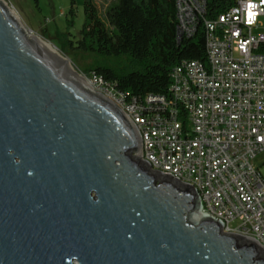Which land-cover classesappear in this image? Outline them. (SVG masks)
<instances>
[{
    "label": "water",
    "instance_id": "1",
    "mask_svg": "<svg viewBox=\"0 0 264 264\" xmlns=\"http://www.w3.org/2000/svg\"><path fill=\"white\" fill-rule=\"evenodd\" d=\"M0 0V264H264L194 188L153 171L124 111Z\"/></svg>",
    "mask_w": 264,
    "mask_h": 264
},
{
    "label": "built area",
    "instance_id": "2",
    "mask_svg": "<svg viewBox=\"0 0 264 264\" xmlns=\"http://www.w3.org/2000/svg\"><path fill=\"white\" fill-rule=\"evenodd\" d=\"M178 36L193 34L206 0H177ZM264 0H236L205 20L206 61H183L170 95L126 100L103 77L97 89L136 128L153 171L194 188L202 217L264 247ZM237 223V226H233Z\"/></svg>",
    "mask_w": 264,
    "mask_h": 264
},
{
    "label": "trees",
    "instance_id": "3",
    "mask_svg": "<svg viewBox=\"0 0 264 264\" xmlns=\"http://www.w3.org/2000/svg\"><path fill=\"white\" fill-rule=\"evenodd\" d=\"M235 1L206 0L194 33L179 39L177 0H111L104 14L96 0H84L85 22L71 46L95 55L93 75L103 77L126 100L170 95L176 65L208 59L205 20L215 19ZM70 13L75 14L74 7Z\"/></svg>",
    "mask_w": 264,
    "mask_h": 264
},
{
    "label": "rangeland",
    "instance_id": "4",
    "mask_svg": "<svg viewBox=\"0 0 264 264\" xmlns=\"http://www.w3.org/2000/svg\"><path fill=\"white\" fill-rule=\"evenodd\" d=\"M22 23L39 36L65 60L76 72L93 85L97 92L92 66L98 60L93 54L76 52L70 40H75L85 22L84 0H6ZM111 0H96L102 14ZM74 7L75 14L70 10ZM256 32L264 31V16ZM192 222H196L190 218ZM234 227L237 223L232 224Z\"/></svg>",
    "mask_w": 264,
    "mask_h": 264
},
{
    "label": "bare ground",
    "instance_id": "5",
    "mask_svg": "<svg viewBox=\"0 0 264 264\" xmlns=\"http://www.w3.org/2000/svg\"><path fill=\"white\" fill-rule=\"evenodd\" d=\"M16 15L17 13L14 12ZM18 16V15H17ZM19 17V16H18ZM20 19V18H19ZM22 22V21H21ZM23 26L26 28L27 34L30 38H32L38 45H40L44 50H46L50 55H52L54 58L59 59V60H65L56 50H54L50 45H48L44 40H42L39 36H37L36 34L32 33L31 30L27 29V27L23 24ZM68 66H69V71L70 73H72L75 77H77L82 83H84L86 86H88L90 89L95 90V88L93 87V85L91 83H89L85 78H83L82 76H80L76 70L73 68V66L71 65L70 62H68ZM97 92V91H96ZM102 95H104L101 92H98ZM105 97H107L106 95H104ZM192 219H194L195 221H199L202 218V214L201 212H193V214H191L190 216Z\"/></svg>",
    "mask_w": 264,
    "mask_h": 264
}]
</instances>
